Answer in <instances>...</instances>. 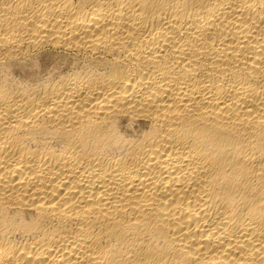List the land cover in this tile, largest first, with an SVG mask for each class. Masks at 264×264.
Wrapping results in <instances>:
<instances>
[{"label":"bare ground","instance_id":"obj_1","mask_svg":"<svg viewBox=\"0 0 264 264\" xmlns=\"http://www.w3.org/2000/svg\"><path fill=\"white\" fill-rule=\"evenodd\" d=\"M0 264H264V0H0Z\"/></svg>","mask_w":264,"mask_h":264}]
</instances>
